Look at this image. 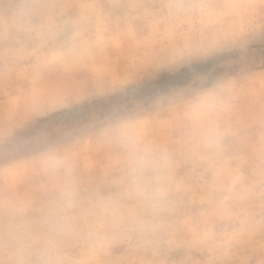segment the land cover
Here are the masks:
<instances>
[{"label":"rangeland","instance_id":"obj_1","mask_svg":"<svg viewBox=\"0 0 264 264\" xmlns=\"http://www.w3.org/2000/svg\"><path fill=\"white\" fill-rule=\"evenodd\" d=\"M0 264H264V0H0Z\"/></svg>","mask_w":264,"mask_h":264},{"label":"clouds","instance_id":"obj_2","mask_svg":"<svg viewBox=\"0 0 264 264\" xmlns=\"http://www.w3.org/2000/svg\"><path fill=\"white\" fill-rule=\"evenodd\" d=\"M113 133L126 158L130 197L137 201L141 209L162 210L167 197L166 169L170 164L166 153L159 146L138 137L124 125H117ZM219 135L214 129L203 132V138L209 142L218 140ZM126 214L130 220L138 222L137 207L128 208ZM61 223H67V217Z\"/></svg>","mask_w":264,"mask_h":264},{"label":"trees","instance_id":"obj_3","mask_svg":"<svg viewBox=\"0 0 264 264\" xmlns=\"http://www.w3.org/2000/svg\"><path fill=\"white\" fill-rule=\"evenodd\" d=\"M197 66H200V65H197Z\"/></svg>","mask_w":264,"mask_h":264}]
</instances>
